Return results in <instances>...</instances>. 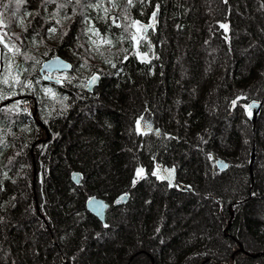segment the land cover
<instances>
[{
    "label": "trees",
    "instance_id": "16d2710c",
    "mask_svg": "<svg viewBox=\"0 0 264 264\" xmlns=\"http://www.w3.org/2000/svg\"><path fill=\"white\" fill-rule=\"evenodd\" d=\"M0 17V264H264V0H0ZM56 55L61 83L40 72Z\"/></svg>",
    "mask_w": 264,
    "mask_h": 264
},
{
    "label": "water",
    "instance_id": "95a60500",
    "mask_svg": "<svg viewBox=\"0 0 264 264\" xmlns=\"http://www.w3.org/2000/svg\"><path fill=\"white\" fill-rule=\"evenodd\" d=\"M156 13V16L158 15V10L157 8L153 11ZM156 20V17H155ZM153 20V13L151 15L150 23L148 25H153L154 21ZM137 46V40H134V47ZM70 65V67H68ZM72 62L65 59L64 57L60 55H56L53 57H50L42 62L40 72L43 75L44 79L47 80H52L58 83L62 82V79L59 77H54L51 75V73L55 71H69L72 69ZM93 76L98 77V79L94 83H90L91 78ZM100 79L99 73H94L87 81V89L88 91H92L94 87L98 84ZM263 105V100H258V99H253L249 101L248 107L251 111L250 119L254 120L258 117L261 107ZM150 125V127H149ZM142 129L143 131H154L156 134H160V128L156 127L152 117L150 114H147L143 117V124H142ZM255 158V147L252 148L251 151V160H250V165L253 164ZM218 166L220 168H225L227 166V162L223 159L218 160ZM169 172L171 175L169 176ZM156 173L161 176L164 180H167L171 184L177 181V171L175 166H169V165H164L160 163L158 167L156 168ZM82 179V172L79 170H73L71 172V180L75 184H80ZM130 193L128 191L119 194L116 196V198L113 200V205H122L128 201ZM123 197V199H121ZM94 198V200L92 199ZM110 202L105 200L103 197L98 196V195H91L87 198L85 202L86 209L95 215L102 223H105V216H106V210L108 207H110ZM65 260V259H64Z\"/></svg>",
    "mask_w": 264,
    "mask_h": 264
},
{
    "label": "snow or ice",
    "instance_id": "6c2138e0",
    "mask_svg": "<svg viewBox=\"0 0 264 264\" xmlns=\"http://www.w3.org/2000/svg\"><path fill=\"white\" fill-rule=\"evenodd\" d=\"M44 2L45 3H47V2H49V0H44ZM72 2V0H69V3H71ZM75 2L76 3H80V0H75ZM225 2H227V0H225ZM16 3H17V6H19L21 3H23V0H16ZM112 3H113V6H115V0H112ZM131 3H132V0H128V4L129 5H131ZM96 7H99L100 5L99 4H97V5H95ZM5 7H7V5H5ZM61 7H64V5H61ZM158 7V6H157ZM105 10V12H108L109 10L108 9H104ZM155 17H156V13L155 12H153V20H155ZM0 22H2V21H0ZM60 21H57V23H59ZM139 21H133V25H139ZM148 27H151V25H141L140 26V28H138L137 29V31H140L141 30V28L143 29V30H147V28ZM221 27H223V28H225V30H227V28H228V26L227 25H221ZM49 31H51V32H55L56 31V29L55 28H52V29H50ZM89 31H92V29H89ZM95 34L97 35V36H99V32H98V30L95 32ZM131 39L132 40H136L137 38H136V36L135 35H133L132 37H131ZM141 39H144V37H141ZM92 43L94 44V45H96V41L95 40H93L92 41ZM102 43H105V44H110L111 43V40H108V39H102ZM97 50H99V46L97 45ZM102 54V53H101ZM0 55H2V53H0ZM125 59H127V57H125ZM110 62V61H109ZM68 67H70V65L68 66ZM17 79V81H18V77L16 78ZM98 79V77H96V76H93L92 78H91V81H90V83H94L96 80ZM4 84H7L9 81H8V78H4L3 79V81H2ZM47 91H51L50 89L49 90H47ZM139 123V122H138ZM149 127H150V125H149ZM143 172V169H138L137 170V176H139L141 173ZM153 175H157V173H153ZM171 175V173L169 172V176ZM133 183H135V180L133 181ZM93 200H94V198H92ZM121 199H123V197L121 198Z\"/></svg>",
    "mask_w": 264,
    "mask_h": 264
},
{
    "label": "rangeland",
    "instance_id": "374dc122",
    "mask_svg": "<svg viewBox=\"0 0 264 264\" xmlns=\"http://www.w3.org/2000/svg\"><path fill=\"white\" fill-rule=\"evenodd\" d=\"M108 4L111 6L110 2H109ZM0 21H2L1 17H0ZM1 29H4V24H3V22H0V44H3L4 46L8 47L9 51L13 52V51L15 50L14 47L11 46L7 41H5V40L3 39V35H2V32H1ZM56 32H57V38H56V39H53V40L49 39V40H51L52 44H54L55 41L57 42V39H59V36H60V29H59L58 27H57V29H56ZM92 63L96 64L94 61H93ZM95 72H96V71L92 72L90 75H92V74L95 73ZM56 75L59 76V77L62 76V74H59V73H56ZM90 75H89L88 77H90ZM88 79H89V78H88ZM248 115L250 116V115H251V112H249ZM249 119H250V118H249ZM256 119H257V118H256ZM256 119H254V120H250V121H251V122H255ZM243 135H244V136H243ZM242 136H243V137H241V138H242V141H243L244 143H246V142L248 141V138L246 137L244 131H242ZM251 151H252V149H251ZM250 160H251V152H250V154H249V160H248L249 165H250ZM254 160H255V158H254ZM253 164H254V161H253ZM144 172H145V171L143 170V172L138 176V178L141 177V176L143 175Z\"/></svg>",
    "mask_w": 264,
    "mask_h": 264
},
{
    "label": "flooded vegetation",
    "instance_id": "af4514ba",
    "mask_svg": "<svg viewBox=\"0 0 264 264\" xmlns=\"http://www.w3.org/2000/svg\"><path fill=\"white\" fill-rule=\"evenodd\" d=\"M141 124H143V119L141 120Z\"/></svg>",
    "mask_w": 264,
    "mask_h": 264
},
{
    "label": "bare ground",
    "instance_id": "6f19581e",
    "mask_svg": "<svg viewBox=\"0 0 264 264\" xmlns=\"http://www.w3.org/2000/svg\"><path fill=\"white\" fill-rule=\"evenodd\" d=\"M55 13H56V11H55ZM52 17V16H51ZM153 119V118H152Z\"/></svg>",
    "mask_w": 264,
    "mask_h": 264
}]
</instances>
